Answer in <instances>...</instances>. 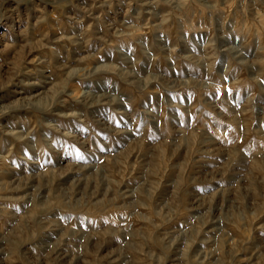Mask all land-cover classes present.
<instances>
[{"label": "rangeland", "instance_id": "1", "mask_svg": "<svg viewBox=\"0 0 264 264\" xmlns=\"http://www.w3.org/2000/svg\"><path fill=\"white\" fill-rule=\"evenodd\" d=\"M0 264H264V0H0Z\"/></svg>", "mask_w": 264, "mask_h": 264}]
</instances>
